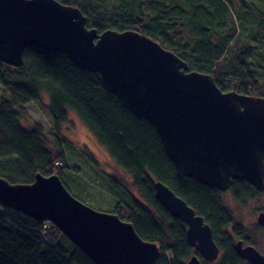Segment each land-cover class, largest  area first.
<instances>
[{
    "label": "trees",
    "instance_id": "trees-1",
    "mask_svg": "<svg viewBox=\"0 0 264 264\" xmlns=\"http://www.w3.org/2000/svg\"><path fill=\"white\" fill-rule=\"evenodd\" d=\"M58 1L80 9L88 29L138 31L186 61L189 70L212 75L222 91L264 98V0ZM22 54L18 67L0 61V84L13 94L0 100V177L10 183H31L36 173L56 174L61 181L80 175L69 170L58 137L71 113L131 176L135 194L112 181L118 200L114 206L109 203V212L158 246L157 264H186L192 248L186 224L155 198L156 181L167 185L210 226L223 253L215 264H250L236 254L234 243L252 241L235 223L222 193L193 178L179 177L147 120L125 109L94 73L64 54L38 47H28ZM20 97L44 108L52 124L50 135L38 125L22 126ZM230 190L242 203L261 194L242 180H233ZM0 264L94 263L53 224L0 205Z\"/></svg>",
    "mask_w": 264,
    "mask_h": 264
},
{
    "label": "water",
    "instance_id": "water-1",
    "mask_svg": "<svg viewBox=\"0 0 264 264\" xmlns=\"http://www.w3.org/2000/svg\"><path fill=\"white\" fill-rule=\"evenodd\" d=\"M80 9L58 0H0V61L14 67L38 47L64 54L95 74L101 86L134 116L149 122L179 177L226 191L233 180L264 191V98L222 91L207 73L153 38L134 30L98 33ZM31 183L0 177V205L49 222L94 264H157L160 250L114 213L86 206L56 174H35ZM155 198L186 228V240L203 258L218 255L212 231L167 185L154 182ZM264 227V212L257 216ZM242 240L237 255L264 264V255ZM192 255L186 264H201Z\"/></svg>",
    "mask_w": 264,
    "mask_h": 264
},
{
    "label": "rangeland",
    "instance_id": "rangeland-1",
    "mask_svg": "<svg viewBox=\"0 0 264 264\" xmlns=\"http://www.w3.org/2000/svg\"><path fill=\"white\" fill-rule=\"evenodd\" d=\"M11 96L13 94L8 93L0 84V100ZM20 102L24 108L21 116L22 126L31 128L38 125L50 135L52 124L44 108L35 101L21 97ZM58 137L69 170L80 174L70 177L68 175L62 180L66 189L76 199L93 209L109 212V203L114 206L118 200L112 181L135 194L130 186L131 176L110 157L107 150L97 142L76 115L69 114V120L62 125L61 135ZM65 179H72V182L69 184ZM223 202L231 210L235 223L241 224L246 233H250L249 239L264 254V228L255 226L258 213L264 211V191L256 198L245 199L243 203L233 198L230 191H226L223 192Z\"/></svg>",
    "mask_w": 264,
    "mask_h": 264
},
{
    "label": "flooded vegetation",
    "instance_id": "flooded-vegetation-1",
    "mask_svg": "<svg viewBox=\"0 0 264 264\" xmlns=\"http://www.w3.org/2000/svg\"><path fill=\"white\" fill-rule=\"evenodd\" d=\"M232 185V184H231ZM231 187V186H230ZM218 191H220V190H218ZM226 191H230L231 192V190H230V188H228ZM226 191H220L221 193H222V201H223V192L225 193ZM232 194V193H231ZM233 198H235L234 196H233ZM224 203V202H223ZM225 204V203H224ZM226 206V205H225ZM227 207V206H226ZM228 208V207H227ZM229 209V208H228ZM230 210V209H229ZM231 211V210H230ZM261 212H264V211H261ZM260 213V212H259ZM258 213V214H259ZM196 214V213H195ZM197 215V214H196ZM233 215V214H232ZM258 216V215H257ZM203 218V217H202ZM204 220V219H203ZM256 221H257V218H256ZM204 223L205 224H207L206 222H205V220H204ZM208 225V224H207ZM256 227H261V228H264L263 226H261L260 224H258L257 222H256V225H255ZM210 227V226H209ZM186 228H187V226H186ZM213 236V235H212ZM247 237L249 238L250 237V233H248L247 234ZM238 240H242V239H237L236 241H238ZM235 241V242H236ZM243 241V240H242ZM216 243V242H215ZM235 244V243H234ZM243 245H251V246H253V247H255L256 248V246H254L253 245V243H245L244 241H243V243H242ZM192 248V247H191ZM257 249V248H256ZM257 251L259 252V253H261L258 249H257ZM192 254L189 256V258L192 256V255H197L196 257H198L199 258V260L201 261V264H203V263H207V264H215V262H217L222 256H223V253L218 249V255H217V258H216V260H214V261H212V262H207V261H204L203 260V258L198 254V252L197 251H195V249L194 248H192ZM236 252V251H235ZM237 254V253H236ZM262 255H264L263 253H261ZM188 258V259H189ZM219 258V259H218ZM187 259V260H188ZM218 259V260H217ZM242 260H244V259H242ZM246 262H248V263H250L251 264V262H249V261H247V260H245ZM187 262V261H186Z\"/></svg>",
    "mask_w": 264,
    "mask_h": 264
}]
</instances>
